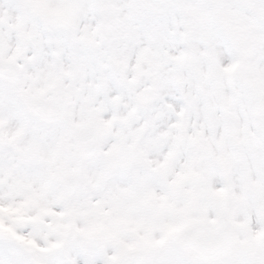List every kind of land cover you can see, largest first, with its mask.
I'll use <instances>...</instances> for the list:
<instances>
[{
    "label": "clouds",
    "instance_id": "clouds-1",
    "mask_svg": "<svg viewBox=\"0 0 264 264\" xmlns=\"http://www.w3.org/2000/svg\"><path fill=\"white\" fill-rule=\"evenodd\" d=\"M0 264H264V0H0Z\"/></svg>",
    "mask_w": 264,
    "mask_h": 264
}]
</instances>
